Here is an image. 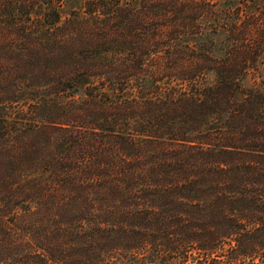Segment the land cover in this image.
<instances>
[{"label":"trees","instance_id":"obj_1","mask_svg":"<svg viewBox=\"0 0 264 264\" xmlns=\"http://www.w3.org/2000/svg\"><path fill=\"white\" fill-rule=\"evenodd\" d=\"M262 52L264 0H0V264H264Z\"/></svg>","mask_w":264,"mask_h":264},{"label":"rangeland","instance_id":"obj_2","mask_svg":"<svg viewBox=\"0 0 264 264\" xmlns=\"http://www.w3.org/2000/svg\"><path fill=\"white\" fill-rule=\"evenodd\" d=\"M140 0H130L132 5H137ZM66 8V7H65ZM261 57L264 59V52L261 53ZM245 83L247 85H258L264 89V62L260 64L257 71L250 72V74L246 77Z\"/></svg>","mask_w":264,"mask_h":264}]
</instances>
